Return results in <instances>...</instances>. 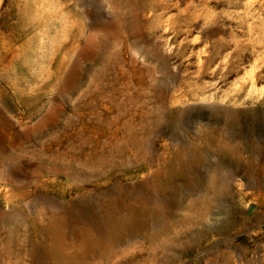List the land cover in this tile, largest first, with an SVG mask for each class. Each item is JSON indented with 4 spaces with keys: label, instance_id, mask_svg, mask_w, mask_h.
<instances>
[{
    "label": "rangeland",
    "instance_id": "rangeland-1",
    "mask_svg": "<svg viewBox=\"0 0 264 264\" xmlns=\"http://www.w3.org/2000/svg\"><path fill=\"white\" fill-rule=\"evenodd\" d=\"M259 175L264 0H0V264H264Z\"/></svg>",
    "mask_w": 264,
    "mask_h": 264
},
{
    "label": "bare ground",
    "instance_id": "bare-ground-1",
    "mask_svg": "<svg viewBox=\"0 0 264 264\" xmlns=\"http://www.w3.org/2000/svg\"><path fill=\"white\" fill-rule=\"evenodd\" d=\"M120 19H122V18H120ZM123 20V19H122ZM127 21V20H126ZM124 23H126V22H124ZM128 23V22H127ZM122 25H123V23H122ZM125 25V24H124ZM123 25V26H124ZM128 32H129V30H128ZM126 33V32H125ZM128 34H130V33H128ZM127 34V35H128ZM126 35V36H127ZM129 36V35H128ZM144 36V35H143ZM102 56V55H101ZM100 56V57H101ZM80 69V68H79ZM70 87V86H69ZM70 89H71V93H73V92H75V91H77V89H78V87H77V85H73L72 87H70ZM235 121V120H234ZM233 121V122H234ZM55 125V124H54ZM228 127V126H227ZM235 130V129H234ZM232 131V130H231ZM100 161L101 162H104V159L103 158H100ZM230 177H229V182L231 181V178L233 177L232 176V174H228ZM252 178V177H251ZM250 179V178H249ZM226 180L227 179H225V182H226ZM252 180V179H251ZM255 181V182H254ZM253 182H251V184L252 185H254V186H256L257 188H261V187H263L264 186V179H263V177H262V175H259L255 180H254ZM229 182L227 183V185H224V183H221L220 185H217V186H214L215 188H214V195L215 196H217V195H219V194H224V192H225V189H226V187L228 186V184H229ZM222 184L224 185V189L222 190L221 189V187H222ZM228 191V190H227ZM226 191V192H227ZM261 217V216H260ZM263 217V216H262ZM87 225V224H86ZM91 228H93V227H91ZM105 237H107V236H105ZM36 248V247H35ZM32 253V252H31ZM53 255V254H52ZM37 256V255H36ZM36 256H33V264H36V262L35 261H37L38 262V260H40V261H42V259L40 258V257H36Z\"/></svg>",
    "mask_w": 264,
    "mask_h": 264
}]
</instances>
